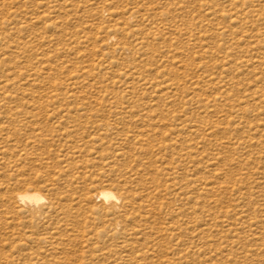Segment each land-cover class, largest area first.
I'll list each match as a JSON object with an SVG mask.
<instances>
[{
  "label": "rangeland",
  "instance_id": "374dc122",
  "mask_svg": "<svg viewBox=\"0 0 264 264\" xmlns=\"http://www.w3.org/2000/svg\"><path fill=\"white\" fill-rule=\"evenodd\" d=\"M0 264H264V0H0Z\"/></svg>",
  "mask_w": 264,
  "mask_h": 264
},
{
  "label": "bare ground",
  "instance_id": "6f19581e",
  "mask_svg": "<svg viewBox=\"0 0 264 264\" xmlns=\"http://www.w3.org/2000/svg\"><path fill=\"white\" fill-rule=\"evenodd\" d=\"M21 196H23V197H25L26 199H29V200L35 199V198L39 197V199L37 200L36 203H32L33 206H37L42 201H44V198H43L42 195H40L38 193H31L29 191L28 192L26 191L24 193L20 192V193H18L17 197L16 196L14 197V195L12 194L10 196V198H9V201L11 202L13 200L14 201L17 200L19 202V198ZM98 197L100 199H102L104 202H106L107 204L111 203L112 201H116V202H119L120 201L119 200V197L116 195V193L113 192V191H111V190H101V192L99 193Z\"/></svg>",
  "mask_w": 264,
  "mask_h": 264
},
{
  "label": "clouds",
  "instance_id": "9594fccd",
  "mask_svg": "<svg viewBox=\"0 0 264 264\" xmlns=\"http://www.w3.org/2000/svg\"><path fill=\"white\" fill-rule=\"evenodd\" d=\"M38 199H39V197H37V198H35V199H31V200H29V199H26L25 197L21 196V197L19 198V202H20L21 205L23 206V205H27V204L36 203Z\"/></svg>",
  "mask_w": 264,
  "mask_h": 264
}]
</instances>
